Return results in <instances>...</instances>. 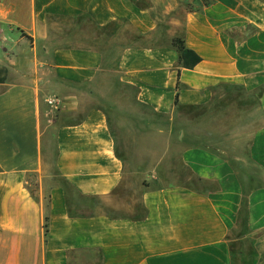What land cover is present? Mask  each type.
I'll return each mask as SVG.
<instances>
[{
  "label": "crops",
  "instance_id": "crops-1",
  "mask_svg": "<svg viewBox=\"0 0 264 264\" xmlns=\"http://www.w3.org/2000/svg\"><path fill=\"white\" fill-rule=\"evenodd\" d=\"M204 1L0 0V264H264V0ZM172 38L199 61L179 64ZM112 74L131 120L170 133L175 113L229 101L218 139L236 148L180 134L186 178L129 193L125 129L91 98Z\"/></svg>",
  "mask_w": 264,
  "mask_h": 264
},
{
  "label": "rangeland",
  "instance_id": "rangeland-1",
  "mask_svg": "<svg viewBox=\"0 0 264 264\" xmlns=\"http://www.w3.org/2000/svg\"><path fill=\"white\" fill-rule=\"evenodd\" d=\"M58 24L62 28L58 30L59 33L57 34L67 33L73 40L76 39L77 31L74 30V26L64 20H59ZM2 28V25H0V39L4 40L5 37L2 36L1 32ZM112 41L115 42L117 39L112 37L109 39L104 38L103 45L107 44L109 46ZM70 45L75 46L79 44L72 42ZM91 89L92 102L109 113V116L119 117L125 129V141H123L122 150L128 153L132 163L130 164L132 166L129 167L130 172L126 181V190L129 193L135 192L140 184L145 186L164 185L180 182L186 178V173L179 163H177L178 158L176 156L177 152L181 149L177 140L180 134L183 135L181 137L183 138L182 143L186 145L202 142L210 148L226 149L225 152L231 154L236 148L232 140L231 142L230 140L221 142L218 139L222 137L219 133L221 134V130L224 128H226L227 137L233 139L234 136V128L231 125L227 126L218 123L220 118L224 120L228 116H233V108H223L225 104L226 106L230 104L229 101H226L225 104L224 102H220L215 108L204 113L199 110H183L180 114L175 113L174 117L178 119L172 125L170 133L169 129H167L169 126L161 125L158 122L159 117L157 116L154 117V122L156 123H149L147 125L137 124L135 120H131V117L136 116V113L132 112L128 107L131 92L116 82L115 75L103 76L98 83L91 86ZM51 95L57 96L63 103L60 96L57 94ZM49 116L53 117L55 115L50 113ZM135 128L139 129V132H136ZM244 164L239 166L242 167ZM243 167L248 171L247 165ZM243 167L242 170L244 171ZM133 169H136V171H133ZM29 182L32 183V180L29 179ZM190 186L203 191L214 187L210 183H201L195 179L190 181ZM83 255H76L71 260L72 264H82L83 260H79V258H82ZM247 259L250 258L248 257Z\"/></svg>",
  "mask_w": 264,
  "mask_h": 264
},
{
  "label": "trees",
  "instance_id": "trees-1",
  "mask_svg": "<svg viewBox=\"0 0 264 264\" xmlns=\"http://www.w3.org/2000/svg\"><path fill=\"white\" fill-rule=\"evenodd\" d=\"M203 3H206L203 0ZM171 46L173 48H175V50L178 53L179 59L178 62L179 64H182L184 66H192L195 63H197L199 61V57H197L192 51L188 50L185 48L183 41L180 38H172L171 39ZM174 107H177V98L175 96L174 98V103H173ZM198 182H201L199 180H197ZM201 183H207V182H201ZM44 229L46 231V217L44 218ZM73 257V252H70L68 254V264H72L71 262V258ZM93 264H101V255L100 253L97 254V260L95 263Z\"/></svg>",
  "mask_w": 264,
  "mask_h": 264
},
{
  "label": "built area",
  "instance_id": "built-area-1",
  "mask_svg": "<svg viewBox=\"0 0 264 264\" xmlns=\"http://www.w3.org/2000/svg\"><path fill=\"white\" fill-rule=\"evenodd\" d=\"M45 103L48 107V113L49 114L52 113V114L56 115L62 107V102H61L60 98H58L55 95L47 96L45 98Z\"/></svg>",
  "mask_w": 264,
  "mask_h": 264
}]
</instances>
